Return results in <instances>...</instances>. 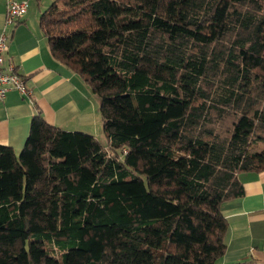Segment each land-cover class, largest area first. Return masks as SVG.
<instances>
[{
    "label": "trees",
    "instance_id": "trees-1",
    "mask_svg": "<svg viewBox=\"0 0 264 264\" xmlns=\"http://www.w3.org/2000/svg\"><path fill=\"white\" fill-rule=\"evenodd\" d=\"M39 27L107 145L39 112L0 145V264H216L264 170V0H55Z\"/></svg>",
    "mask_w": 264,
    "mask_h": 264
},
{
    "label": "crops",
    "instance_id": "crops-1",
    "mask_svg": "<svg viewBox=\"0 0 264 264\" xmlns=\"http://www.w3.org/2000/svg\"><path fill=\"white\" fill-rule=\"evenodd\" d=\"M15 1H26L27 12L5 28L6 0H0V32L5 30L8 35L4 66L11 65L25 79L32 95L27 98L10 90L0 102V145L18 154L38 112L46 123L62 131L81 132L101 145L107 143L98 98L78 75L54 60L39 27L42 12L55 0ZM238 178L243 196L221 205L227 222L226 251L216 264H264V170Z\"/></svg>",
    "mask_w": 264,
    "mask_h": 264
},
{
    "label": "built area",
    "instance_id": "built-area-1",
    "mask_svg": "<svg viewBox=\"0 0 264 264\" xmlns=\"http://www.w3.org/2000/svg\"><path fill=\"white\" fill-rule=\"evenodd\" d=\"M27 12L26 1L6 0L5 28L15 25ZM8 35L5 30L0 32V102L10 90L17 91L21 96L31 98V90L26 86L25 79L17 74L11 65L4 66V53L7 49Z\"/></svg>",
    "mask_w": 264,
    "mask_h": 264
},
{
    "label": "rangeland",
    "instance_id": "rangeland-1",
    "mask_svg": "<svg viewBox=\"0 0 264 264\" xmlns=\"http://www.w3.org/2000/svg\"><path fill=\"white\" fill-rule=\"evenodd\" d=\"M106 144H107V143L104 142V143H102V146H103V147H106Z\"/></svg>",
    "mask_w": 264,
    "mask_h": 264
}]
</instances>
